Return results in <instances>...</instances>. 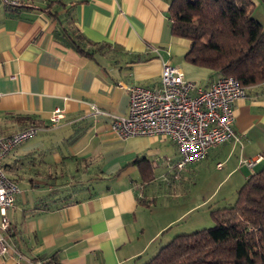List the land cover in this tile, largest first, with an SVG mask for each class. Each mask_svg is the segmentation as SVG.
<instances>
[{
	"label": "crops",
	"instance_id": "0c3cea01",
	"mask_svg": "<svg viewBox=\"0 0 264 264\" xmlns=\"http://www.w3.org/2000/svg\"><path fill=\"white\" fill-rule=\"evenodd\" d=\"M171 2L2 5L0 136L39 129L2 160L18 192L7 212L8 253L0 264H144L160 235L219 185L226 186L222 199L232 198L260 169V162L249 168L245 161L264 154V83L246 88L233 105L238 140L217 145L201 161L206 173L216 172L215 190L203 202L179 206V215L167 217L172 205L159 203L161 194L185 191L179 188L183 173L203 171L195 170L199 163L186 165L175 179L179 153L168 137L120 139L111 131L110 116L128 115V88L158 87L163 63L202 88L220 77L184 60L189 41L171 33ZM66 29L102 49L91 58L80 55ZM55 109L62 117L52 125ZM25 116L32 121L19 120Z\"/></svg>",
	"mask_w": 264,
	"mask_h": 264
},
{
	"label": "trees",
	"instance_id": "16d2710c",
	"mask_svg": "<svg viewBox=\"0 0 264 264\" xmlns=\"http://www.w3.org/2000/svg\"><path fill=\"white\" fill-rule=\"evenodd\" d=\"M253 6L252 0H172L171 33L189 41L184 60L244 88L264 83V25L252 16ZM65 32L82 56L102 49L75 30ZM260 163L233 204L210 211L212 227L174 236L144 264H264V154Z\"/></svg>",
	"mask_w": 264,
	"mask_h": 264
},
{
	"label": "built area",
	"instance_id": "2783aa9c",
	"mask_svg": "<svg viewBox=\"0 0 264 264\" xmlns=\"http://www.w3.org/2000/svg\"><path fill=\"white\" fill-rule=\"evenodd\" d=\"M20 0H0V4L15 7ZM127 116H110V129L120 139L138 136L168 137L177 147L179 160L175 163L174 178L186 165L203 161L217 145L238 140L233 130V105L246 96V88L233 77L220 76L209 87L202 88L185 79L182 70L163 63L158 87L131 86L128 88ZM62 117L55 109L50 123ZM39 127L30 126L8 136H0V260L8 253L7 212L13 206L16 184L3 172V158L18 144L36 135ZM261 157L247 160L252 168ZM217 164L216 167H220Z\"/></svg>",
	"mask_w": 264,
	"mask_h": 264
},
{
	"label": "rangeland",
	"instance_id": "374dc122",
	"mask_svg": "<svg viewBox=\"0 0 264 264\" xmlns=\"http://www.w3.org/2000/svg\"><path fill=\"white\" fill-rule=\"evenodd\" d=\"M253 7L252 16L257 17L259 21L264 23V4L258 0L257 3H254ZM2 9V5L0 4V11ZM204 166L205 163L203 164L201 162L194 165V168L196 167L195 170H198L200 167H202L203 170ZM183 174V180L179 184V188L180 190H185L183 191L185 192L184 194L183 192H179L177 197L169 196L168 192L161 194L159 203L163 204L164 202L166 207L170 204L172 205V207L168 206L165 209L167 212V217L174 216L175 214L179 215V210H176L179 206L185 208L191 203L203 202L204 199L210 195V192L215 190L217 181H215L213 174H216V172L212 169H209L206 173L205 170L194 171L191 168L189 171L184 172ZM189 188L191 191L190 194H187ZM224 189L226 190V186H223V188L220 189L219 185V187L213 191V195L208 200H205V202L201 203L200 206L195 210L183 215L179 221L174 223L163 234H161L157 242L151 246L150 252H152H149L150 254L147 255V259L149 260L159 250L160 247L167 244L174 236L178 234H190L203 228L212 227L214 222L210 216V211L229 206L230 204H233L236 199V191L233 193L234 197L222 199L225 191ZM180 193L182 194L179 195ZM174 204H176L175 208H173Z\"/></svg>",
	"mask_w": 264,
	"mask_h": 264
}]
</instances>
